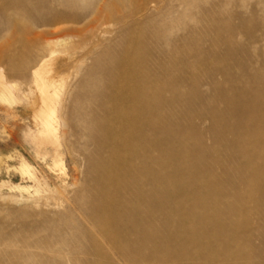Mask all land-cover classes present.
I'll return each mask as SVG.
<instances>
[{
    "label": "rangeland",
    "instance_id": "1",
    "mask_svg": "<svg viewBox=\"0 0 264 264\" xmlns=\"http://www.w3.org/2000/svg\"><path fill=\"white\" fill-rule=\"evenodd\" d=\"M72 1L71 13L64 15L70 21L37 26L34 21L43 15L19 13L23 38L0 35V47H16L17 59L31 50L29 65L49 51L37 47L31 33L59 41L72 33L70 43L52 46L60 53L57 62L68 57L66 44L75 47V67L58 65L52 72L63 83L65 115L73 125L68 143L74 147L62 151L66 183L41 162L42 154L51 161V151L37 156L26 96L29 68H0L4 80L17 84L19 102L13 108L0 100V155L22 151L51 183L48 199L34 203L0 197V264H264V0ZM42 2L52 8L54 0ZM121 80L144 88L155 105L149 162L133 147L138 128H122L121 138L107 139L114 125L103 120V109L111 112L117 102L101 105L98 99L114 93ZM136 104L129 115L138 121L146 112ZM114 140L119 148H109ZM145 167L154 173L151 236L139 233L150 225L120 222L108 209L119 200L123 216L146 215L131 211L139 202L132 192H119L140 173L133 169ZM7 178L19 181L2 171L0 180ZM214 182L220 190L210 186ZM102 190L107 196L100 201L95 195ZM217 208L229 213L223 222L210 218ZM233 213L236 223L250 222L252 228L225 233L223 248L208 233L195 232L227 231ZM100 237L131 243L109 245L94 263ZM239 246L253 253L234 259L230 251Z\"/></svg>",
    "mask_w": 264,
    "mask_h": 264
},
{
    "label": "bare ground",
    "instance_id": "2",
    "mask_svg": "<svg viewBox=\"0 0 264 264\" xmlns=\"http://www.w3.org/2000/svg\"><path fill=\"white\" fill-rule=\"evenodd\" d=\"M87 1L90 2L89 0ZM88 2H86V5ZM73 3L74 2H71V0H68V4H64L63 0H54L51 8L49 4L42 2V0L1 1L0 35L2 33L7 32L11 33L16 38H23L21 33L22 30L19 27L22 26V24L18 21L17 17H15V15L19 13H24L28 17H32L33 15H43L40 21H34L37 26H56L60 25L63 22L70 21L72 19H69V16L66 17L64 15L71 13L72 8L74 6ZM79 3L80 2H78V4ZM51 11L53 12L51 13ZM25 28L29 32L31 31L30 28ZM61 28L62 27L58 26L57 28H55L54 32L57 33L59 30H61ZM31 34L32 39L37 43V47L48 48V53L43 55L36 63L29 65L26 57L28 56L27 54L31 52V50H25L23 53L20 54L19 59H17L14 56V51L16 50V47L10 49L0 47V68H3L6 63H10V65L8 66V71L12 73H18L19 71H22L25 68H29L30 81L26 82V86L28 88V93L26 94V96H29V98L31 99V105L29 108L30 116L33 121V125L37 129L36 133H34L33 135V140L35 141L38 149L37 156L38 154L45 153L44 151L46 150L51 151V161L48 163L45 162L46 159L42 154L41 162L47 170L54 172L56 175H58L62 183H66L67 167L64 161V157L62 155V151L63 149L68 150L69 148L74 147L73 143H68V138L70 136H74L73 125L72 121H70V119H68L65 115L66 110L64 102L66 101V98L65 94H63L62 92L63 83L58 82L56 79H54V77H52V72L58 65L65 66L69 70L75 67V62L72 60V57L74 56L75 47H71L70 45L66 44L68 51L66 54L68 55V57L64 61L57 62L60 53L57 52V50H55L52 46L58 43L59 37L49 38L48 36H46L45 32ZM71 35V32L65 33V38L61 39V41L59 42H62L61 44L63 45H65V43H70L72 40ZM121 60L122 58H118L117 62H120ZM81 61L83 62V60ZM1 73L0 100L6 102L10 107H19V102L17 101V98L14 95L17 84L10 85L8 81L4 80L5 78L3 79L4 75ZM115 73L116 70H113V72H111L112 79H114L117 75ZM129 84L130 83L125 80L118 81L116 82V84H114L116 90L114 93L107 95H104V93L100 94L98 101L99 103H102L101 105H103V103L117 102L115 103V105H113V109L111 112L108 111L106 113V109H103V120H110L114 125V127H112L110 131L111 133H107V139L121 138L123 136V130H121L122 128H134L136 130L138 128V135L134 141L133 147H137V149L140 151L143 150V153H145L144 157L146 158L147 162H149L151 160L150 153L152 151V148H154V143H152L151 137L153 135L152 125L154 120L153 111L155 109V105L152 102L151 95H146L144 88H141L139 85L131 86V84ZM218 89L222 91L220 87H218ZM257 98L259 97L257 96ZM136 103H140L142 107H144V111L146 112V117H144V119H139L138 121L135 119L134 116L129 115V110L135 108L137 105ZM139 113L142 112L139 110ZM103 120H101L102 123ZM141 125H144L145 127L147 126L146 129L143 130L141 128ZM105 131L106 130H104V132ZM114 142L115 140L113 141V144L109 145V148L112 147L115 149L118 147L117 145L114 146ZM141 164L143 163L141 162ZM138 170H140V173L138 175L135 174L132 176V183L129 185H125L123 189L119 190V192H132V194L139 198V202L137 204H134L135 206L132 207L131 211L136 213L141 210H144L146 212V215L140 218L139 220L129 215L123 216V213H120L117 208L121 204L119 200H117V205L112 204L110 205V207H108V209L114 212L115 216L119 219L120 222L126 224L130 223V225L138 223L150 225L148 227L145 226V229H139V233L151 236L152 233H150V228L152 227V209L154 200V173L153 169H149L147 167H145L144 169H133V173ZM2 171L7 174H16L19 181L14 183L8 178L1 179L0 197L9 198L17 204L27 202L34 203L42 198L48 199V195H50L48 187L51 185L49 178L46 176L45 172L38 169L37 165L28 160L22 151L13 150L10 153H6L3 155L1 154L0 173ZM210 186L217 190L221 189L219 186V182L211 183ZM201 188H203V186H201ZM95 196L96 199H99L101 201L105 198V196H107V192L102 190L99 194ZM212 197L218 200L221 199V201L223 200V196L221 194H214L212 195ZM227 216H229V213L225 214L223 211H221L220 209L218 210L217 208L214 210V213L212 216H210V218L223 222L224 219H227ZM230 218H232V221L234 222L231 223L227 231H223L222 228H202L198 231L196 228H194L196 229L195 232L197 234H199V232L208 233V236L213 237L214 240H216V242L218 243V245L223 248L224 242L222 241V236L225 233H232V235H234L239 233L240 231L248 232L252 228L250 222L236 223L235 221L237 220H235V213H233ZM103 240L104 239L100 237V241L95 244V251L97 253H95L94 257L91 259V261L94 263H98V261L103 259L100 254L102 251H104V249H108L109 245H113L115 248H120L123 247V245L131 243V241H125L122 239H116V241L109 242H107V240H104L105 243ZM103 244L104 248H102ZM82 250L84 252H88L86 251V249ZM244 252L251 255L253 253V249L251 247L247 248L239 246L238 250L230 251V255L233 256L234 259H245ZM21 253L24 254V252ZM21 253L18 254L21 255ZM207 264L211 263L208 262Z\"/></svg>",
    "mask_w": 264,
    "mask_h": 264
}]
</instances>
